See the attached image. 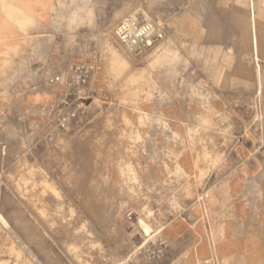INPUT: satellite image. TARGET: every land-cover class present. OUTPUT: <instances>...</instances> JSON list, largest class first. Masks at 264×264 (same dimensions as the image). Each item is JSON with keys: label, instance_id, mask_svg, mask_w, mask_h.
<instances>
[{"label": "rangeland", "instance_id": "1", "mask_svg": "<svg viewBox=\"0 0 264 264\" xmlns=\"http://www.w3.org/2000/svg\"><path fill=\"white\" fill-rule=\"evenodd\" d=\"M87 5L58 3L46 34L0 51V264H185L162 229L212 200L206 177L229 168L240 134L260 137L264 0ZM136 11L164 32L141 56L113 36ZM89 61L93 93L59 129L64 89L48 80Z\"/></svg>", "mask_w": 264, "mask_h": 264}, {"label": "crops", "instance_id": "2", "mask_svg": "<svg viewBox=\"0 0 264 264\" xmlns=\"http://www.w3.org/2000/svg\"><path fill=\"white\" fill-rule=\"evenodd\" d=\"M94 1L0 0V51L20 49L28 35L46 34L52 16H63L58 3L86 2L89 16ZM254 129L260 137L240 134L229 158L222 159L229 168L206 177L218 179L212 200L187 205L162 229L171 257L185 264H207L212 257L221 264H264V123ZM181 160L185 169L191 167L192 160ZM141 234L145 240L156 236Z\"/></svg>", "mask_w": 264, "mask_h": 264}, {"label": "built area", "instance_id": "3", "mask_svg": "<svg viewBox=\"0 0 264 264\" xmlns=\"http://www.w3.org/2000/svg\"><path fill=\"white\" fill-rule=\"evenodd\" d=\"M113 36L127 54L141 56L163 41L164 32L152 17L136 11L115 26ZM98 70L95 63H75L65 76H54L48 80L51 87L64 89L56 110L59 129H65L78 116L86 100L92 95L91 84Z\"/></svg>", "mask_w": 264, "mask_h": 264}, {"label": "bare ground", "instance_id": "4", "mask_svg": "<svg viewBox=\"0 0 264 264\" xmlns=\"http://www.w3.org/2000/svg\"><path fill=\"white\" fill-rule=\"evenodd\" d=\"M150 215V214H149ZM137 218V217H136ZM136 223H137V226L142 230L144 231V233L148 234L150 232V228L149 226L147 225V223L143 220V219H136ZM4 225H6L5 222H3ZM24 246V245H23Z\"/></svg>", "mask_w": 264, "mask_h": 264}]
</instances>
